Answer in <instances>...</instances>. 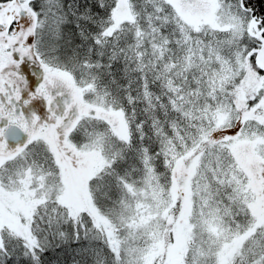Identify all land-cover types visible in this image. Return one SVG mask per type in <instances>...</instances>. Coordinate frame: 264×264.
I'll list each match as a JSON object with an SVG mask.
<instances>
[{"label": "snow or ice", "instance_id": "6c2138e0", "mask_svg": "<svg viewBox=\"0 0 264 264\" xmlns=\"http://www.w3.org/2000/svg\"><path fill=\"white\" fill-rule=\"evenodd\" d=\"M262 3L0 0V264H264Z\"/></svg>", "mask_w": 264, "mask_h": 264}, {"label": "trees", "instance_id": "16d2710c", "mask_svg": "<svg viewBox=\"0 0 264 264\" xmlns=\"http://www.w3.org/2000/svg\"><path fill=\"white\" fill-rule=\"evenodd\" d=\"M259 6H260L261 8H264V3H262V4L259 5ZM56 255H58L59 258H60L61 260L64 259V256H63L62 253H58V254H56ZM47 259H52V260H53V264H55V257L53 256V254H49V257H48Z\"/></svg>", "mask_w": 264, "mask_h": 264}]
</instances>
